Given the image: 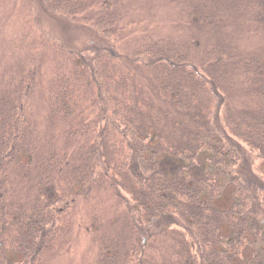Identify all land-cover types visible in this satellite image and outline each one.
<instances>
[{"label": "trees", "instance_id": "obj_1", "mask_svg": "<svg viewBox=\"0 0 264 264\" xmlns=\"http://www.w3.org/2000/svg\"><path fill=\"white\" fill-rule=\"evenodd\" d=\"M177 1L155 38L136 0H22L39 40L0 77V264H38L78 203L92 264H264V60L241 40L264 0Z\"/></svg>", "mask_w": 264, "mask_h": 264}, {"label": "rangeland", "instance_id": "obj_2", "mask_svg": "<svg viewBox=\"0 0 264 264\" xmlns=\"http://www.w3.org/2000/svg\"><path fill=\"white\" fill-rule=\"evenodd\" d=\"M178 10L179 1L136 0L131 14V19L140 23L136 26V33L142 34L148 31L155 38L163 37L173 30V21ZM31 25L32 9L22 4V0H0V77L7 74L9 68H15V66L17 68V61L18 63L27 62L31 56L36 54L33 46L34 42L39 40V35L30 28ZM61 25L69 28V25ZM56 26L59 28L58 31L65 36L64 39L69 44H73V40H76V33L71 32V29L65 30V28L60 31V25ZM260 30L263 33L260 37L251 40L243 36L241 40L243 48L250 52H257L259 58L264 60V28ZM42 56L44 57L43 54ZM44 71L45 78L39 79L38 76L39 85L36 88V95H33L32 106L37 115H44L47 112L45 81L50 75V67L44 66ZM82 205L78 203L70 215V230L64 235L56 236L53 248L41 255L38 264H92L95 260L98 255L97 243L93 236L79 225V212L82 211ZM8 250L6 252L10 254Z\"/></svg>", "mask_w": 264, "mask_h": 264}]
</instances>
